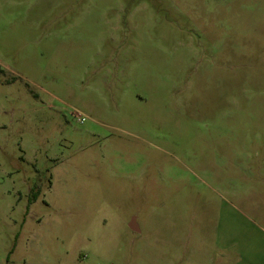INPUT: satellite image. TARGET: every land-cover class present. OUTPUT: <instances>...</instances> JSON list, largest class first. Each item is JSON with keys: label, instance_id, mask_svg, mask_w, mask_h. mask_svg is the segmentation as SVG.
Returning <instances> with one entry per match:
<instances>
[{"label": "rangeland", "instance_id": "374dc122", "mask_svg": "<svg viewBox=\"0 0 264 264\" xmlns=\"http://www.w3.org/2000/svg\"><path fill=\"white\" fill-rule=\"evenodd\" d=\"M0 264H264V0H0Z\"/></svg>", "mask_w": 264, "mask_h": 264}, {"label": "built area", "instance_id": "2783aa9c", "mask_svg": "<svg viewBox=\"0 0 264 264\" xmlns=\"http://www.w3.org/2000/svg\"><path fill=\"white\" fill-rule=\"evenodd\" d=\"M85 120V118L81 115H78V121L82 123Z\"/></svg>", "mask_w": 264, "mask_h": 264}, {"label": "water", "instance_id": "95a60500", "mask_svg": "<svg viewBox=\"0 0 264 264\" xmlns=\"http://www.w3.org/2000/svg\"><path fill=\"white\" fill-rule=\"evenodd\" d=\"M130 227H131L132 229H134V230L137 228V227H136V224H135V221H132V222H131Z\"/></svg>", "mask_w": 264, "mask_h": 264}, {"label": "trees", "instance_id": "16d2710c", "mask_svg": "<svg viewBox=\"0 0 264 264\" xmlns=\"http://www.w3.org/2000/svg\"><path fill=\"white\" fill-rule=\"evenodd\" d=\"M34 198H36L37 197V192L34 194V196H33Z\"/></svg>", "mask_w": 264, "mask_h": 264}]
</instances>
